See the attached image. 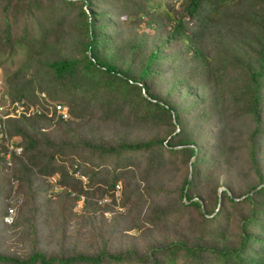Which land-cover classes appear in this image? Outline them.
Masks as SVG:
<instances>
[{"label": "trees", "instance_id": "trees-1", "mask_svg": "<svg viewBox=\"0 0 264 264\" xmlns=\"http://www.w3.org/2000/svg\"><path fill=\"white\" fill-rule=\"evenodd\" d=\"M103 6L108 19L99 25ZM157 6L148 0H0V52L11 56L13 45L25 50L21 66L5 79L8 95L32 102L43 92L68 112L66 120H5L21 154L9 167L0 158V197L12 202L16 193L22 200L10 223L2 217L12 205L0 201V264H173L179 256L189 264H264V256L244 259L253 242L264 244V0H180L176 11L150 15ZM72 11L75 21L67 19ZM120 14L144 19V26L115 44L108 32ZM167 43L179 54L166 53ZM29 68L39 75L27 76ZM186 82L199 86L200 100L179 102L176 91ZM91 100L111 104L95 121L112 136L85 119ZM35 177H53L54 185L76 193L72 201L86 196L87 208L96 191L108 193L122 179L135 201L150 198L148 209L133 213L145 232L169 223L196 240L162 234L141 253L132 246L109 250L101 236L91 250L75 242L63 247L69 215L46 233L50 198L38 194L49 185H35ZM95 178L103 186L94 187ZM81 217L96 216L88 210ZM220 221L219 231L208 229ZM233 225L236 247L204 244L206 234L221 235ZM254 225L261 236L252 235ZM47 238L48 250L39 246ZM14 244L21 249H8Z\"/></svg>", "mask_w": 264, "mask_h": 264}, {"label": "rangeland", "instance_id": "rangeland-1", "mask_svg": "<svg viewBox=\"0 0 264 264\" xmlns=\"http://www.w3.org/2000/svg\"><path fill=\"white\" fill-rule=\"evenodd\" d=\"M157 3L158 6L154 7L153 11L150 9V15H157L160 14L161 16H164V11L171 10V8L176 11L178 9V1L177 0H148V4H155ZM101 10L97 11L98 15V24L101 25L103 22H105L108 17L106 16V13L103 9V7H100ZM74 11L68 12L67 19L71 21H75L76 17L74 15ZM125 14V13H124ZM124 14H120L117 19L121 21L113 22L114 28L108 32V38L111 41H114L115 44L120 43L122 41H129L127 37L133 35L135 32L140 31L139 29L144 26V19H138L137 17H130L126 20L120 19ZM163 20V17H162ZM148 33L154 32L152 29L147 30ZM164 46L165 52L169 53V55L173 53H178V46L174 43H167ZM14 52L11 54V56H6L5 53L0 52V86L4 88V83L6 77H9L11 73H13L16 69H18L21 66V63L23 62V56L25 50L23 48H18L16 45H13ZM176 51V52H175ZM164 53V51H162ZM173 56H170L172 58ZM189 68V66H187ZM37 70H33L32 68H29L28 75L32 76L36 74L35 78L39 75L37 73ZM186 86H181V88L176 91L178 95L179 102L186 103L190 100H200V97L202 96L203 92L201 89H199V86H196L194 82H186ZM160 89V88H158ZM163 89H160V92L162 93ZM160 93V94H161ZM8 94V93H7ZM9 96V95H8ZM10 97V96H9ZM185 101H183V100ZM91 103L86 108V116L85 119H89V124L92 126V122H95L96 126L100 127L101 132L104 134L105 137L112 136V129L109 127H103L100 125L101 123L96 122V119H99L102 117V112L104 113L108 106L111 104L101 103V102H93L92 100L89 101ZM109 108H111L109 106ZM93 119V120H92ZM131 134V139L138 138V133L135 131L133 132L132 129H128ZM101 133V134H102ZM261 154L264 159V147L261 149ZM78 175V174H77ZM48 181H44L40 178H34V184L44 186L46 183H48L49 187L47 191L43 193H39L38 196L40 198L43 197H49L50 200H48L46 204V213L48 214L45 225L48 226V229L46 230V233H49V230H51V224L54 222L56 223V220L58 221V217L60 218L63 216V214L66 212L68 213V218L66 224H64V227L61 229L63 233L66 235V237L61 238V242L63 243L62 246L65 247L70 242H75L80 249L84 250H91L93 248V242L99 240L97 239L98 236L101 237H107V245L109 250H120L125 247L132 246L136 252L141 253L143 251V247L148 245L149 243H152L156 238L164 234V237L167 240H185L188 243L194 242L196 240V236L189 231L182 232L183 227L175 226L171 227L169 223H164L158 227L157 229H153L152 231L145 232V227H139L136 224V221L134 220L133 216L136 210H141L143 212L146 207L149 208V202L150 198L147 195H144L141 197L140 201H135L133 194H130V191L132 187L126 186L124 187L123 180L119 179L115 186H113V189L111 191H108V193L101 194L100 192L96 191L93 196L89 199V203L87 204L88 208L85 207V200L87 199L84 195H79L78 198L75 201H72L73 196L76 195L75 192H70L68 189H65L64 187L59 186H53L51 184L53 177H48ZM81 178V177H80ZM82 182L85 181V177L81 178ZM235 183H242L240 180L235 179ZM84 183V182H83ZM94 187L96 186H103L100 184L99 180L95 178L94 180ZM126 184H128L126 182ZM47 185V184H46ZM219 188L218 191L222 190V186L224 184L222 181L219 182ZM144 185L143 183L140 184V188H142ZM93 187V188H94ZM93 188L91 190H93ZM14 187L11 188L13 193ZM143 190V189H142ZM70 192V195L65 200L64 199V192ZM145 191H141V194ZM10 195V194H9ZM37 196V197H38ZM0 197V201H1ZM22 196L21 194L16 195V193H13L12 195V202L8 201V197H5L2 199L6 204L12 205L14 208V215L12 220L14 219V216L17 213V205L21 202ZM7 205V206H8ZM91 211L96 216L93 220L85 219L81 220V211ZM216 211V209H215ZM214 211V212H215ZM213 212V213H214ZM73 213V215H71ZM185 217V215H184ZM233 217V213H232ZM3 221V217H2ZM5 222V221H3ZM6 223V222H5ZM223 224V221H220L217 223L216 226L209 227L208 229L211 231L217 230L219 231L221 226ZM147 227L151 225L146 224ZM145 225V226H146ZM144 231V232H142ZM45 233V234H46ZM252 235L255 236H261V232H259L254 225L251 229ZM52 239H40V243L43 245H39L40 247H45L47 250L50 249L49 246H47V241ZM45 241V242H43ZM238 235L235 230L234 225L231 229H229L227 232L222 233L221 235L219 233H208L205 237L204 244L208 245L209 248L213 247H222V248H234L238 245ZM80 244V245H79ZM6 245H4L5 247ZM264 244L261 241H255L251 245H249V252L244 257L245 261L249 260H257L260 257L264 256L262 255V250ZM8 249H21V247L17 244L14 245H8ZM212 255L211 251L208 253V256ZM183 256H179L176 258L175 263L173 264H189V261Z\"/></svg>", "mask_w": 264, "mask_h": 264}, {"label": "built area", "instance_id": "built-area-1", "mask_svg": "<svg viewBox=\"0 0 264 264\" xmlns=\"http://www.w3.org/2000/svg\"><path fill=\"white\" fill-rule=\"evenodd\" d=\"M36 100L27 102L26 100H12L5 90L0 86V158L4 165H11L12 156L21 154V147L18 144L19 138L9 135L5 126L8 118L32 117L44 115L47 118L59 117L66 120L68 118L67 107L61 102L49 99L43 92H36ZM49 181V180H48ZM51 184L54 185V179ZM56 186V185H54ZM14 215V208L8 206L3 215V221L10 223Z\"/></svg>", "mask_w": 264, "mask_h": 264}, {"label": "clouds", "instance_id": "clouds-1", "mask_svg": "<svg viewBox=\"0 0 264 264\" xmlns=\"http://www.w3.org/2000/svg\"><path fill=\"white\" fill-rule=\"evenodd\" d=\"M177 1H180V0H177Z\"/></svg>", "mask_w": 264, "mask_h": 264}, {"label": "water", "instance_id": "water-1", "mask_svg": "<svg viewBox=\"0 0 264 264\" xmlns=\"http://www.w3.org/2000/svg\"><path fill=\"white\" fill-rule=\"evenodd\" d=\"M193 158V157H192Z\"/></svg>", "mask_w": 264, "mask_h": 264}]
</instances>
